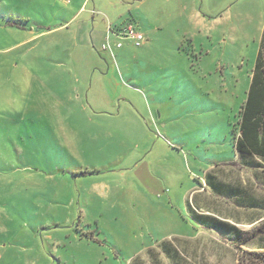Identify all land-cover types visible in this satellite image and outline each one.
Returning <instances> with one entry per match:
<instances>
[{"label":"rangeland","instance_id":"rangeland-1","mask_svg":"<svg viewBox=\"0 0 264 264\" xmlns=\"http://www.w3.org/2000/svg\"><path fill=\"white\" fill-rule=\"evenodd\" d=\"M263 33L264 0H0V264H264Z\"/></svg>","mask_w":264,"mask_h":264},{"label":"trees","instance_id":"trees-1","mask_svg":"<svg viewBox=\"0 0 264 264\" xmlns=\"http://www.w3.org/2000/svg\"><path fill=\"white\" fill-rule=\"evenodd\" d=\"M239 125V136L235 147L244 163L253 165L251 161L253 157L264 160V33L252 72L247 100L240 111ZM255 165L258 167L257 164ZM211 176L210 179L214 181ZM213 186L214 189L221 190V186L215 185L214 182ZM193 214L200 226L217 232L222 229L225 235L241 239V233L236 227L206 215ZM254 255L264 262L262 254L254 253Z\"/></svg>","mask_w":264,"mask_h":264},{"label":"built area","instance_id":"built-area-1","mask_svg":"<svg viewBox=\"0 0 264 264\" xmlns=\"http://www.w3.org/2000/svg\"><path fill=\"white\" fill-rule=\"evenodd\" d=\"M64 2L65 3H69L70 0H64ZM126 36H130L134 40H136V45L137 46H140L141 45V42L143 40V37H142L141 34L136 33L133 27L130 26L129 28H127V30H126Z\"/></svg>","mask_w":264,"mask_h":264},{"label":"crops","instance_id":"crops-1","mask_svg":"<svg viewBox=\"0 0 264 264\" xmlns=\"http://www.w3.org/2000/svg\"><path fill=\"white\" fill-rule=\"evenodd\" d=\"M251 77H252V75H251ZM197 214H199V212H197ZM202 228H203L202 226L198 225V228H197L198 232L197 233H193L191 236L187 235V236H176V237L194 238V237L198 236L200 229H202Z\"/></svg>","mask_w":264,"mask_h":264}]
</instances>
